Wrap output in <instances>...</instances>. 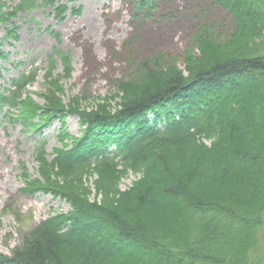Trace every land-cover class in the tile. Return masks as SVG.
Here are the masks:
<instances>
[{
  "label": "trees",
  "instance_id": "16d2710c",
  "mask_svg": "<svg viewBox=\"0 0 264 264\" xmlns=\"http://www.w3.org/2000/svg\"><path fill=\"white\" fill-rule=\"evenodd\" d=\"M62 1L23 0L0 20L44 7L63 21ZM159 1L139 0L136 9ZM213 1L235 19L231 37L219 41L202 28L200 55L189 52L185 71L141 64L137 80L122 84L114 112L64 109L52 99V112L30 110L24 96L36 70L0 94V112L18 110L28 128L38 129L37 119L42 128L79 117L83 135L68 145L73 137L61 133L52 161L41 144L38 160L64 176L95 171L102 194L92 201L66 190L71 211L37 226L11 257L0 253V264H264V0ZM56 52L65 69L56 75L51 59L52 82L73 72L70 56ZM129 172L140 177L120 191L116 182ZM32 188L23 192L35 194Z\"/></svg>",
  "mask_w": 264,
  "mask_h": 264
},
{
  "label": "rangeland",
  "instance_id": "374dc122",
  "mask_svg": "<svg viewBox=\"0 0 264 264\" xmlns=\"http://www.w3.org/2000/svg\"><path fill=\"white\" fill-rule=\"evenodd\" d=\"M22 1L0 0V15ZM137 2L63 0L69 7L63 21L52 8L44 7L0 20L5 55L0 59V94L11 88L13 79L36 70L37 78L24 96L30 110L45 109L44 116L52 112V99L64 109L73 106L88 113L104 107L114 112L119 108L122 84L137 80L141 64L151 62L150 67L160 71L171 67L185 71L189 52L200 55L195 37L202 28L210 27L219 41L230 38L235 30L233 15L213 0H160L150 10L151 17L146 16V9L137 11ZM74 10L80 13L73 14ZM12 32L16 38L11 37ZM56 50L70 56L73 72L52 82L46 79L51 59L56 61V75H63L65 69ZM20 114L15 112L13 120L6 110L0 114V253L7 257L41 223L71 211V204L62 196L66 190L87 194L92 201L102 200L95 171L64 176L59 168L48 169L38 160V147L43 143L48 160L54 159L55 149L63 146L61 133L73 137L65 140L68 145L79 139L84 133L80 118L67 114L64 122L50 119L42 128V119H37L35 129L24 126ZM139 177L133 172L123 175L116 182L118 189L127 190ZM27 184L37 192L24 193Z\"/></svg>",
  "mask_w": 264,
  "mask_h": 264
},
{
  "label": "bare ground",
  "instance_id": "6f19581e",
  "mask_svg": "<svg viewBox=\"0 0 264 264\" xmlns=\"http://www.w3.org/2000/svg\"><path fill=\"white\" fill-rule=\"evenodd\" d=\"M149 12H150V11L148 10V11H146V13H145V14L147 15Z\"/></svg>",
  "mask_w": 264,
  "mask_h": 264
}]
</instances>
